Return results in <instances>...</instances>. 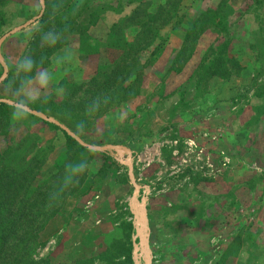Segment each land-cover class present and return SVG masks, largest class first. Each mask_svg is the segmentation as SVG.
Listing matches in <instances>:
<instances>
[{
    "label": "rangeland",
    "instance_id": "1",
    "mask_svg": "<svg viewBox=\"0 0 264 264\" xmlns=\"http://www.w3.org/2000/svg\"><path fill=\"white\" fill-rule=\"evenodd\" d=\"M4 1L0 99L11 103L0 109V127L12 141L29 134L38 143L43 175L35 182L55 169L66 141L52 121L28 111L13 118L16 101L55 121L51 115L65 113L72 124L57 122L94 151H68L62 166L73 178L39 230L43 245L33 262L264 264V0H130L132 12L101 46L82 28L109 6L104 0H41L42 8L37 0L35 16H42L30 27L15 7L1 8ZM171 35L180 47L164 62L159 54ZM71 36L87 79L67 73L38 95L33 85L25 90ZM223 47L237 62L247 52L236 50L251 52L247 72L206 76L203 67ZM99 48L101 56L89 59ZM130 61L139 69L128 89L112 81L106 88L110 72L119 81Z\"/></svg>",
    "mask_w": 264,
    "mask_h": 264
},
{
    "label": "trees",
    "instance_id": "2",
    "mask_svg": "<svg viewBox=\"0 0 264 264\" xmlns=\"http://www.w3.org/2000/svg\"><path fill=\"white\" fill-rule=\"evenodd\" d=\"M202 14L203 12L200 15ZM41 16L37 21L41 19ZM63 23L68 24L67 28H73L75 21L72 18ZM82 29L86 31L87 26ZM35 33L39 31L35 30L33 35ZM144 46L147 45L144 43L142 47ZM218 49L220 51L221 47ZM252 52L254 53L253 50ZM126 65L122 62L118 67ZM126 68L125 75L119 81L114 78V73L117 71L112 70L109 80L103 85L107 88V83L112 81L113 84L110 87L119 86L120 90L126 91L130 85L127 80H135L139 64L136 61H130ZM203 68L208 71V73L206 71L207 77L221 79L235 75L240 70L237 60L234 56L228 55L224 47L218 55L207 61ZM8 106L6 102L0 101V109L5 111ZM51 116L66 127L72 124L70 117L65 113ZM48 124L55 126L52 128L58 129L63 134L66 141L65 147L58 156L59 159L54 165L55 169L49 172L50 174L44 173L46 176L36 182L37 175H43L41 170L43 158L38 159L40 151L38 143L31 144L29 134L20 137L17 141H12L8 136V127H0V138L4 139L3 144L0 141V264H35L33 258L43 245L38 237L39 230L61 207L69 190V178H73L69 171H66L70 169L62 166L63 161L66 157L68 158V151L74 147V152L78 155L94 154V151L77 142L64 129ZM26 142H29V145H25Z\"/></svg>",
    "mask_w": 264,
    "mask_h": 264
},
{
    "label": "crops",
    "instance_id": "3",
    "mask_svg": "<svg viewBox=\"0 0 264 264\" xmlns=\"http://www.w3.org/2000/svg\"><path fill=\"white\" fill-rule=\"evenodd\" d=\"M122 1L125 3L124 8L117 10L112 7L110 0H104V3L109 4V6H107L97 15V17L93 20V22H91V24H89L86 30L87 34L90 37L89 39L91 41L98 42L99 46L103 45L107 41L111 27L120 18L128 16L129 13L132 12L131 9L134 8V5L130 4L131 3L129 2L130 0H122ZM96 2L100 3L103 1L97 0ZM161 3H164V0H160L155 4L157 5ZM7 5L8 6L11 5L12 7L16 8L17 10L16 16H18L19 19H21V24H25L26 27L32 26V24L37 22L38 17H40V16H35L37 0H5L1 8H4V6ZM88 9L89 8L87 7L85 11ZM89 15L90 13H88V16ZM21 24L17 26H21ZM171 37H172L171 41L169 38V42L171 43L165 44L161 48V53L159 54V58L161 59V61L168 62L170 60L171 55L174 54L180 47L178 38H174L172 35ZM102 48H99L97 50L98 52H95L93 55H91L89 59L98 58L99 56H101L100 50ZM229 49L233 50L231 46L229 47ZM244 50L247 53H245V56L242 59L236 51L243 52ZM236 51L235 52L237 53V57H239L238 63L240 66V71H241L240 75H241L247 72L246 67L249 62L248 56L249 54H251V52L247 50L246 47L243 50L239 49ZM88 70H90L88 67L86 68L84 66H81L80 63L79 40L71 36V38H69L67 42L60 45L59 47L54 49L53 52H51V54L48 56V62L45 67L39 68V71L36 70L35 76L32 75L33 77L31 76L32 77V78L30 77L31 79L30 78L27 79L28 81L25 90H29V87L33 85L35 86V89L33 90L32 93L33 95L36 94L38 95L39 92H44L48 88L52 89L53 84L55 83L57 84L58 81L64 78V76H66L67 73H71L73 77L72 79L74 81L80 82L87 79L88 75L90 74ZM238 79H240V77H237V80ZM33 86L31 88H33ZM208 95L209 94H207L206 96ZM228 96L232 97L233 95L229 93ZM257 241H259V239H257ZM258 261H260V259Z\"/></svg>",
    "mask_w": 264,
    "mask_h": 264
},
{
    "label": "water",
    "instance_id": "4",
    "mask_svg": "<svg viewBox=\"0 0 264 264\" xmlns=\"http://www.w3.org/2000/svg\"><path fill=\"white\" fill-rule=\"evenodd\" d=\"M39 1H40V5H41V0H39ZM41 8H42V5H41ZM40 12H41V9H40ZM0 65H1V67H2V73H1V75H0V81H1V80L3 79V77H4V75H5V72H6V66H5V64L2 62L1 59H0ZM0 101H4V102H6V103H11V101H8V100H5V99H0ZM14 105H15V104H14ZM27 111L30 112V113H32V114H34V115H36V116H38L39 118H41V119H43V120H45V121H52L55 125H57V126L60 127L61 129H64V130L67 132V134L70 135V136H72L77 142H79V143L82 144V145H85L87 148H90V146H88V145L82 143L81 141L77 140V139L73 136V134H71L70 132H68V131L66 130V128H65L63 125H61L60 123H58L57 121H55V120H51L49 117H47V116H45V115H43V114H41V113H39V112H36V111L30 110V109H27Z\"/></svg>",
    "mask_w": 264,
    "mask_h": 264
},
{
    "label": "clouds",
    "instance_id": "5",
    "mask_svg": "<svg viewBox=\"0 0 264 264\" xmlns=\"http://www.w3.org/2000/svg\"><path fill=\"white\" fill-rule=\"evenodd\" d=\"M27 113V102L25 101H16V104L14 106V111L12 112L13 118H16L18 114H24Z\"/></svg>",
    "mask_w": 264,
    "mask_h": 264
}]
</instances>
